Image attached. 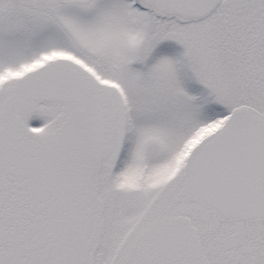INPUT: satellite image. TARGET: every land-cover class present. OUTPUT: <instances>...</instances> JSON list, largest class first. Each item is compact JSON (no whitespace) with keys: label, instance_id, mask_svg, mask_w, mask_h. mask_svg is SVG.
Wrapping results in <instances>:
<instances>
[{"label":"snow or ice","instance_id":"snow-or-ice-1","mask_svg":"<svg viewBox=\"0 0 264 264\" xmlns=\"http://www.w3.org/2000/svg\"><path fill=\"white\" fill-rule=\"evenodd\" d=\"M0 264H264V0H0Z\"/></svg>","mask_w":264,"mask_h":264}]
</instances>
